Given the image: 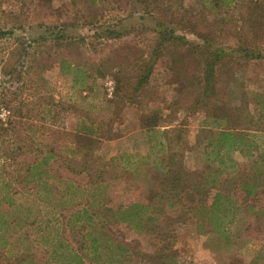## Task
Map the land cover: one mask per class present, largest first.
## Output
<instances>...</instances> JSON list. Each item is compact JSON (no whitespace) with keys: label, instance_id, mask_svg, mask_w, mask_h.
<instances>
[{"label":"rangeland","instance_id":"374dc122","mask_svg":"<svg viewBox=\"0 0 264 264\" xmlns=\"http://www.w3.org/2000/svg\"><path fill=\"white\" fill-rule=\"evenodd\" d=\"M10 196L47 228L0 264H264V0H0Z\"/></svg>","mask_w":264,"mask_h":264},{"label":"trees","instance_id":"16d2710c","mask_svg":"<svg viewBox=\"0 0 264 264\" xmlns=\"http://www.w3.org/2000/svg\"><path fill=\"white\" fill-rule=\"evenodd\" d=\"M251 56H253V58H261L263 55H261L260 53L259 54L254 53ZM222 137H223V139H229L231 141L232 145H234V142H235L234 139L237 138L236 135L230 134V133H223ZM254 163H255V165L257 164V162H254ZM46 166H47V159H43L41 162L37 163L36 168L40 169L43 173H46L44 171V168ZM180 176H181V174L178 173V175L173 178V182L179 181ZM210 176H212V175H210ZM252 179H253L252 177H249L247 179V182L243 183L241 186L244 190H246L247 196L255 195L257 193L258 189L260 188L259 184H257V183L253 184V182H250V180H252ZM209 183L213 186H216L217 180L214 179V176L211 177V181ZM69 185L71 186V189L74 190V186L72 184H69ZM221 197H223V195L220 192H218L215 195L213 203L210 207V212H214L215 209L218 208V206L220 204L219 201L221 200ZM226 198L229 199L230 197L227 196ZM7 200H12L9 202L14 203L13 202V196H10L7 198L3 197V199H0V261L2 259V253H6V254L9 253L12 250V248L15 247V244H17V242L25 243V249H24L23 254L30 253L33 250V246L37 242H40V241L43 242V239L45 238L44 231L47 228V226H45V229H44L43 228L44 226L35 225V223H30V225L27 224L25 226H20V223L22 222V220L19 221V220H16V218H14L15 217L14 213H13L14 211L11 208H4L2 206V203L4 201H7ZM129 209H131V211H135L134 215H135V219H136L137 217L140 218V216H142L143 212L148 211L149 206H144L141 204H134ZM139 210H144V211H139ZM230 210H232V207ZM80 213L81 214L87 213V211L85 209H83V211L78 212L77 215ZM226 213H227V211L224 214H226ZM152 216L153 215L148 216L149 220H152L151 219ZM129 218H131V217L129 216ZM129 218L124 219L123 222H129ZM89 220H90V222H93L92 218H89ZM77 222H80V221L77 220ZM221 226H219V227H221ZM11 231H13L14 235L11 234ZM29 231H31V232H29ZM226 232H227V230H226ZM227 234H228V232H227ZM91 235H92V233H87L86 236L89 239L91 237ZM226 237H227V241H229L231 239L229 234ZM119 249H120L119 254H120V257L122 258L124 256V254L127 252V249L126 248L124 249L123 247H119ZM89 250H91L92 252L93 251L96 252L98 250L97 241L92 242ZM58 251H61L60 254L57 256L58 264H85L84 258L80 254L79 250L72 248L71 245L66 244L63 241H60L57 244L56 249L53 250L52 253H49V259L52 257L54 258V255ZM11 257H13V256H11Z\"/></svg>","mask_w":264,"mask_h":264}]
</instances>
